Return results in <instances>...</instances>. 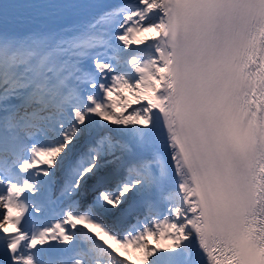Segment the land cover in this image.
<instances>
[{
	"label": "snow or ice",
	"instance_id": "snow-or-ice-1",
	"mask_svg": "<svg viewBox=\"0 0 264 264\" xmlns=\"http://www.w3.org/2000/svg\"><path fill=\"white\" fill-rule=\"evenodd\" d=\"M0 264H264V0H0Z\"/></svg>",
	"mask_w": 264,
	"mask_h": 264
}]
</instances>
